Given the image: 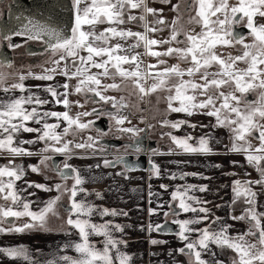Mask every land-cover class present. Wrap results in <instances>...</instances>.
<instances>
[{
  "label": "snow or ice",
  "instance_id": "6c2138e0",
  "mask_svg": "<svg viewBox=\"0 0 264 264\" xmlns=\"http://www.w3.org/2000/svg\"><path fill=\"white\" fill-rule=\"evenodd\" d=\"M160 3L169 5L171 0H160ZM171 10L176 15L168 21L163 16V8L152 7L151 0H71L67 28L62 26L59 13L53 9L47 16H17V26L0 30V42H6L8 49L22 47L14 42V37L23 38L25 43L42 44L47 53L44 63L51 65H39L40 73L32 72L31 68L26 73L0 71V91L6 97L0 98V157L6 159V163L0 165V236L57 230L50 227L51 218L62 220L59 231L72 235L74 230L78 236L60 250L71 249L74 256H54L45 264H131L132 257L121 247H126L127 242L114 235L122 233L124 226L104 219L126 216L127 213L89 200L92 195L96 199H103V196L100 192H89L85 187L89 178L68 161L78 155L76 150H92L96 155L99 145L103 167L123 165L127 171L134 170L129 167L125 155L117 154L112 160L103 156L108 146L100 140L109 133L116 138L127 137L131 143L124 145V153H141L140 134L146 129L126 126L132 122L123 110L130 106L128 98L136 96L137 110L143 111L138 104L159 93L164 95H157V103L166 102V113L214 118L211 127L227 129L229 133L230 146L225 145L227 151L243 156L247 166L259 176L256 180L232 181V200L228 207L232 209L238 202L247 205L241 215L229 214V219L248 224L246 231L235 235L230 234L232 226L224 223L223 218L212 216L206 207L209 201L193 194L209 191L207 185L185 184L171 192V201L167 203L169 210L164 216L175 217L172 223L178 225L174 234L184 246L176 252L186 255L188 264H224L220 259H203L207 254L216 256L212 249L215 246L234 254L231 264H264V212L257 210V193L253 191L255 185L264 188V23L260 22L264 20V0H235L234 3L230 0H180L178 4H171ZM128 25L143 30L133 31ZM238 25L247 29L246 34L236 30ZM165 30L168 31L167 38L159 36ZM249 37L251 42H246ZM225 48H235L237 54L224 55ZM144 56L152 57L155 63L145 64ZM165 57H174L178 63L168 64ZM181 64L187 66L181 67ZM4 68H13L6 58L0 60V69ZM57 76L64 77L63 84H34L31 87L25 84L28 79L51 82ZM9 77H14L10 85L7 83ZM110 91L127 92L128 96L107 95ZM13 92L19 95H12ZM252 94L254 100L248 98ZM72 95L82 96L84 103L70 100ZM50 104L65 110L45 109ZM87 104L100 107L72 115L73 106L83 108ZM104 105H111L115 111H106ZM102 115L109 118V131L96 128V137L89 135L77 141L79 133L95 125L94 120L84 122L82 118ZM50 120L55 122L50 123ZM158 123L173 130H179L183 125L197 127L187 120L165 118ZM147 127L150 129L153 125ZM25 133L36 135L30 140L23 139ZM69 136L72 139H67ZM162 136L169 137L176 149L185 154H214L211 133L199 138L178 137L172 132ZM34 144H43V147L35 152L25 147ZM176 149L170 148L167 154H177ZM152 154L164 153L152 150ZM57 155L65 158L63 162L49 163ZM33 156L40 158L37 164L25 167L16 162L17 158ZM237 163L232 162L233 166ZM149 164L159 177V166L151 160ZM95 167L99 168L101 164ZM45 170L54 173L60 183L48 185L25 180L29 171L43 174ZM189 175L208 179L198 173L186 172L178 177L173 173L169 178L183 180ZM45 179L49 177L45 176ZM18 181H24L27 188L19 187ZM160 187L165 191L168 189L167 185ZM28 188L55 191L57 195L46 201H31L23 195ZM35 195V192L28 193V196ZM149 195H153L151 190ZM65 197L67 205L63 203ZM164 206L158 204L157 207ZM61 210L66 218L61 216ZM188 213L192 214L189 218H179ZM154 214L156 209L149 208V215ZM96 216L101 222L95 221ZM18 220L24 222L17 224ZM164 228L163 224L148 225L149 233ZM93 237L102 238L99 241L102 247L97 246ZM149 242L152 245L165 243L155 239ZM0 255L17 264L20 261L40 264L23 245L0 246Z\"/></svg>",
  "mask_w": 264,
  "mask_h": 264
},
{
  "label": "crops",
  "instance_id": "0c3cea01",
  "mask_svg": "<svg viewBox=\"0 0 264 264\" xmlns=\"http://www.w3.org/2000/svg\"><path fill=\"white\" fill-rule=\"evenodd\" d=\"M64 83V78L62 76H57L54 81L44 82L46 83ZM62 91V89H61ZM41 95H44L41 93ZM55 104L46 105L45 109L56 110ZM59 112L64 111L61 107ZM177 120H187L191 124L197 125L195 129L188 127L187 125H183L179 130H175L173 132L174 135L178 137H183L186 135H191L195 138H199L206 133H211L213 140L211 141V146L214 149V154L204 156L202 160V165L197 166L196 168L192 165V162L188 165H184L180 161L169 162L165 158H159L156 161V164L161 169L159 177L150 180L147 179L146 172H133L131 173V179L128 183L120 182L111 174V171L108 170H98L92 163L91 160H72V164L74 167L80 169L83 175L89 178V182L85 184V187L89 192L95 193L100 192L103 196V199H96L94 195L89 196L88 199L93 201L95 204L100 205L102 207H107L110 209L122 210L127 213L126 216H118V217H105V220H113L114 223L120 224L124 226V231L114 233V235L123 239L127 242V246L123 245L122 250L129 254L132 257L131 264H184L182 257L177 253L176 254V246L173 243V238L170 236H163L162 241H170L169 248L165 246V243L152 245L150 244V240L152 237L148 238V225L151 221L156 222L155 216L161 217L167 207L168 199L170 198L171 192L176 190V188L185 185H207L209 191L201 193L199 191L194 192L198 198L202 200L209 201L206 205L212 213L213 217H221L223 218V222L231 225L230 231L233 233L236 232L237 229L243 230L244 227L240 221H235L229 219V214L239 216L240 212L238 209L232 208L230 209L228 205L232 200V189L231 184L233 180L240 179H259L258 174L250 167L247 166L244 157L239 154L230 153L227 151L225 145L230 146L229 135L223 128H212L211 125L215 123L214 118L208 117L205 115H193L188 117L186 115L182 117H177ZM54 120H50L52 123ZM200 125H208L209 127H200ZM33 127H37V125H31ZM35 133H25L23 134V139H33L35 137ZM190 143H195V141H190ZM26 148H29L31 151H38L42 145L34 144V145H25ZM238 162L236 166H233L232 162ZM29 161L27 165H30ZM213 165H220V167H214ZM91 166V170H89ZM198 173L202 176L208 177V179H200L197 176L189 175L185 177L183 180L176 178L170 179L169 177L175 173L177 177L180 173ZM248 173L249 175H245ZM234 174V175H233ZM94 178V179H92ZM33 179V177H30ZM147 179V180H146ZM39 179L34 178L33 182L42 183L38 181ZM43 181V180H41ZM43 183L52 185L55 183H60V181H55L52 177L49 179H44ZM70 185V184H69ZM161 185H167L168 189L165 191L161 188ZM149 186L151 188L149 189ZM27 188V185L25 186ZM253 188H261L259 185H255ZM33 188H28L29 192H35L32 190ZM153 195H149V191ZM57 193L55 191L52 192H42L38 198L33 196L32 201H46L51 197L56 196ZM151 201V202H150ZM64 204H67V197H65ZM158 204L165 205L163 208H158ZM219 205L220 207H216ZM244 203L240 205L243 209ZM36 205H34L35 207ZM149 208L156 209V214L149 215ZM192 214H184L183 218H189ZM62 217L66 218L65 214L61 213ZM157 217V222L155 224L160 223V218ZM97 223L101 222L100 217H94ZM51 223V227L57 234L54 236L49 235H38L33 237L30 242L29 249L32 255L37 257L40 261V264H45V261L53 258L54 256H59L63 254L67 255H75V253L71 249H65L61 252V248L64 244L69 241L76 240L77 235L73 230L72 235H68L63 231H59V226L62 223V220L51 218L49 220ZM152 224V223H151ZM204 225H199V227H203ZM215 227V225H213ZM141 228L144 230L141 231ZM148 234V235H147ZM231 234V233H230ZM195 238V237H193ZM102 238L93 237V240L97 241V246L102 247L99 244V241ZM166 245H168L166 243ZM161 248L169 251V256L166 254L164 257L160 256L157 258L156 253ZM172 249L174 251H172ZM213 251L216 253L214 247L212 246ZM171 253V255H170ZM153 259H152V255ZM206 259L217 258V254L213 257L211 254L204 255ZM6 264H17L15 262H8ZM20 264V263H19Z\"/></svg>",
  "mask_w": 264,
  "mask_h": 264
},
{
  "label": "flooded vegetation",
  "instance_id": "af4514ba",
  "mask_svg": "<svg viewBox=\"0 0 264 264\" xmlns=\"http://www.w3.org/2000/svg\"><path fill=\"white\" fill-rule=\"evenodd\" d=\"M158 2H160V0H158ZM230 2L234 3L235 0H230ZM10 3H11V0H0V4L2 6V9H1L2 13L0 16V20L3 18L4 13L6 11H8V5ZM178 3H180V0H175V4H178ZM261 21H262V23H264V20H261ZM237 29H246V28H244L243 25H238ZM13 40L15 43L21 44L22 47L15 49V50H11V49L7 48L6 42H0V51H1L3 46H6L7 50L9 51V53H8L9 55L5 58L7 59V61H9L13 64V68H4V70H8L9 72H16V71L19 72V71L29 70V68H36L37 69V67H39V65L45 66L44 61L47 59V53L44 52L42 44H40L39 42H35V41H29V42L25 43L24 39L21 37H14ZM21 41H23V42H21ZM5 58L4 57L0 58V60L5 59ZM95 106L100 107V105H95ZM104 109L106 111H115L114 109L111 108V105H104ZM143 110H144V108H143ZM123 114L126 115L125 113H123ZM127 114H128V118L131 119L132 122L137 121L136 125L131 124V126H136L138 128L146 129V131L144 133L140 134L141 146H145L147 142H155L156 148L154 150H158L159 144H158L157 140L153 137V131L147 127L148 125H144L143 127L140 125L139 113H127ZM93 117H94L93 120L95 121V124L96 123L98 124V122L103 121V120L107 121L106 131H104V132L109 131V128L111 127V123H110L107 115H102L100 117H96V116H93ZM103 128H105V127H103ZM90 129L95 131V129H96L95 125L93 126V128H90ZM170 142L171 141L167 142V145H169ZM100 143L108 146V151L106 153H104L103 156H106L107 159L112 160L113 157L117 154L125 155L126 161H127L129 166H131L133 162L137 161L142 156H144L146 158L147 167L148 166L150 167V164H149L150 160L156 164V161L159 158H162V156H160V155H153L152 151L143 152V150L139 154L133 153L131 151H129L127 154H125L124 153V145L130 144L131 141L128 140L127 137L116 138V136L111 134V133H109V135H107V136L102 137L100 140ZM41 145L43 147V144H41ZM98 149H99V146L97 148L96 155H93L91 152H89V150L88 151L83 150L84 152L79 150V151H77L78 155L74 156L71 160L68 161V163L73 165L72 160H91L94 166H96L97 164H101V167L97 168L98 170L102 169V170L113 171V173H112L113 176H115V178L117 180H119L120 182H123V183H128L130 181L131 173H133V172H146L147 173V179H150V180L155 179V178H151V173H150L152 171L151 168H149V169L147 168L145 171H132V170L127 171V170H125L123 165H116L115 167H111V168L103 167L102 166V158L103 157L99 153ZM175 156H176V158H174V159L180 158V160H181L180 162L183 163L184 165H188L189 163L192 162V165H194L195 168L197 166L202 165V163H203L202 160L204 158V156H201V155H195V154L190 155V154H185L183 152L177 153V155H175ZM59 157L62 158V161L58 162V164L62 163L63 160L65 159L63 156H54L53 160L55 158H59ZM0 158H2V162H1L2 164L6 163V159L4 157H0ZM166 159H170V156L166 157ZM53 160L50 161V163H53ZM16 162L20 164V163H22V160H20V158H17ZM38 162L39 161L37 159V160L33 161L31 164H37ZM118 172L122 173V175H117L116 173H118ZM50 174L51 175H49L48 173L47 174L43 173L40 175H38V174L35 175L33 173L28 172L26 177H25V180L34 181V178H36V179H39V180L41 179L44 181L45 177L43 175H49V177L51 176L55 181H57V182L60 181L58 179V177L55 176L54 173L50 172ZM30 177H33V179H30ZM41 180L39 182L43 183V181H41ZM68 183L71 184V181H69ZM17 184L21 188H25V186H26L24 181H18ZM32 190H35V193H36L35 196L37 198L43 192V191L36 189V188H33ZM23 195L26 196L28 200L32 201L33 196H28V189H27V192L23 193ZM170 201H171V194H170V198L168 199V202H170ZM241 204H242V202H238L233 207V208L239 210L240 215L243 213L244 209L247 207V205L244 204L243 209H242L240 207ZM65 205H67V204H65ZM168 210H169L168 207H166L165 211H168ZM61 213L64 214L62 210H61ZM183 216H184V214H181V216L179 218L184 219ZM174 218L175 217H172V216H169L166 218L164 216V213H163L160 217L161 220L159 223V224H163V225L164 224H171L173 226V227H171L173 233H171V234H168V233L167 234H160L157 231H152L151 233H152V235L155 234L156 236L159 235V236H170V237H172L173 243H175L176 248L179 249V248H182L184 246V244L174 234L176 231H178V225H175L172 223V220ZM240 222L243 225L244 229L248 228V224H246L243 221H240ZM16 223L20 224L23 222H21V220H18V221H16ZM49 224L51 227L52 224L51 223H49ZM55 234H57L55 231H50V232L31 231V232H25L22 234L3 235V236H0V246H21V245H23L24 247L29 249V245H30V242L33 239V237L38 236V235H49V236L53 235L54 236ZM77 239L78 238H76V240ZM155 240H158V239H155ZM159 241H162V240H159ZM213 247H214L216 254H217V258H215V259L223 260L224 264H231V258L234 254L231 253L230 250L221 251L220 249L215 248V246H213ZM176 254H177V252H176ZM179 255H180V257H182L184 264H188V257L186 255H183V254H179ZM33 259L38 260L37 257H35L34 255H33ZM203 259L209 260V261H214L213 259H206L204 256H203ZM8 262L17 263L16 261H12L9 258H6V257L0 255V264H6ZM19 263L23 264L22 261H20Z\"/></svg>",
  "mask_w": 264,
  "mask_h": 264
},
{
  "label": "rangeland",
  "instance_id": "374dc122",
  "mask_svg": "<svg viewBox=\"0 0 264 264\" xmlns=\"http://www.w3.org/2000/svg\"><path fill=\"white\" fill-rule=\"evenodd\" d=\"M171 4H175V0H171ZM171 4L163 5L162 3L158 2V0H151V6L152 7H155L157 9L163 8V10H164L163 11V16L168 21H171L176 15V13L171 10ZM1 9H2V6L0 4V16H1V13H2ZM260 22H262V21H260ZM128 27H131L133 31H142L143 30L142 28L136 27L134 25H128ZM196 31H199V27H196ZM159 36H161L163 38H167L168 31L165 30V31L159 33ZM246 42H251V38L249 37ZM164 47L166 48L167 45H165ZM137 51H143V49H138ZM229 53H231L233 55L237 54L235 48H225V49H223V54L224 55H227ZM164 59L167 60L168 64H176V63H178L177 59H175L174 57H165ZM143 60H144L145 64L155 63V60L152 57H150V56H144ZM186 66L187 65H185V64H181V67H186ZM241 66H243V65H241ZM43 67H51V65L45 64V66H43ZM0 71L9 72L8 70H4V69H0ZM27 71L28 70L19 71V72L26 73ZM31 71L34 72V73H40L42 71V68L41 67H37V69L36 68H31ZM9 73H11V72H9ZM13 82H14V77H9V79L7 80V83L10 85ZM106 82H110V81H106ZM43 83H44L43 81H36V80H33V79H28V80L25 81V84L27 86H29V87H31L34 84H43ZM72 83L75 84V81H72ZM11 94L12 95H19L18 92H13ZM43 94H44V96L47 95L45 93H43ZM107 95L116 96V97L124 95V96L127 97L128 93L127 92H123L122 93V92L110 91V92L107 93ZM157 95H164V94L163 93H159V94H154V95H152L150 97H146L143 102H140L138 104V107L140 109L144 108L143 111H138L137 110V107H136V105L138 103L137 102V97L136 96L129 97L128 98V102H129L130 106H129V108L124 109L123 113H125L127 116H128L127 113H139V115H140V125L142 127L144 125H153V127H151L150 129L153 131V137L157 140V142L159 144L158 151L160 153H164V154H162L160 156H162L165 159H166V157L170 156V159H167L169 162L181 161L180 158L174 159V158H176L175 155H177V154H174V155L167 154L169 152L170 148L176 149V146L174 144H172V142H170L169 145H167V142H169L171 140L167 136H162V134L165 133V132H172L173 133L175 130H173L171 128H167V127H161V125L158 123V121L163 120L165 118H167L168 120H171V121H175V120H177V117H179V116L182 117L185 114H183V113H166L165 112V109H166V106H167L166 102L161 100L159 103H157ZM251 96H252L253 99H255V95L254 94H252ZM0 98H6L5 94L2 91H0ZM69 98L72 101L79 100L81 104L84 103V98L82 96H80V95H72ZM61 107L62 106H57L56 110H59ZM93 107H96V106L93 105V104H89V105L87 104L83 108L73 106L72 109H71V112H72V115H75L77 112L91 111V109ZM63 110H65V109L63 108ZM82 119H83L84 122H87L88 120H93L94 117L93 116H88V117H83ZM142 119H143V122H141ZM52 122H55V121H52ZM131 122H132V120H131ZM136 123H137V121H133L131 124L132 125H136ZM126 126H131V125H126ZM225 131L228 133L227 129H225ZM89 135H91L93 137H96L97 136V132L94 131V130H91V129L85 130L84 132H81V133L78 134L77 141H81L83 139H86L87 136H89ZM228 135H229V133H228ZM67 139H72V137L69 136V137H67ZM253 143H256V141H253ZM98 146L99 145H97L96 148H98ZM76 151H79V150H76ZM81 151H83V150H81ZM89 152L92 153V150H89ZM176 152L180 153L182 151L179 150V149H176ZM57 156H59V155H57ZM37 159L39 161L40 158L37 157V156L23 157V158H20V160H22V163H20V164L26 167L28 161H29V163H32L33 161H35ZM1 162H2V158H0V165H2ZM50 172L51 171H47V170L44 171L45 174L48 173L49 175H51ZM30 173H32V172H30ZM110 173L112 174L113 171H111ZM33 174L37 175L36 173H33ZM38 175H40V174H38ZM49 175H43V176L44 177L45 176L49 177ZM253 191H255L257 193L256 199H257V202H258V205H259L257 210L260 211V212H264V189L262 190L260 188H253ZM158 215L155 216L156 222H157ZM158 218H160V217H158ZM21 222H24V221L21 220ZM156 222L155 221H151L152 224H154ZM246 230L247 229H244V230L237 229L235 233H233L232 231H230V233L232 235H235L238 232H244ZM148 234H147L148 238L149 237H152V239H161V237L163 238V236H159V235L156 236L155 234L152 235V233H149V231H148ZM166 243L168 245H166ZM169 245H170V241L166 240L164 247H167V249H168ZM164 249L165 248H163V250H161V248H160L157 251V253H156L157 258H160V256L164 257L166 254L169 256V251L168 250H166V252L163 253ZM172 251H174V250L172 249ZM152 259H153V255H152Z\"/></svg>",
  "mask_w": 264,
  "mask_h": 264
},
{
  "label": "water",
  "instance_id": "95a60500",
  "mask_svg": "<svg viewBox=\"0 0 264 264\" xmlns=\"http://www.w3.org/2000/svg\"><path fill=\"white\" fill-rule=\"evenodd\" d=\"M70 0H11V3L8 5V11L4 13L3 18L0 20V30H4L6 28H13L18 25L19 21H17V16H47L49 12L53 9L59 13V19L62 23V26L67 28L70 23L69 17V6ZM238 32L242 34H246V29H236ZM23 42V41H21ZM6 46H3L0 51V58H5L9 54ZM251 100H254L250 95L248 97ZM99 125V126H98ZM105 128H103V127ZM107 121H100L98 124H95V128L100 129L101 131H106ZM103 128V129H102ZM156 148L155 142H147L145 146H142L143 152L152 151ZM62 161V158H55L53 163H57ZM134 170L132 171H145L147 168L146 158L142 156L137 161L133 162L131 166ZM164 230L158 232L160 234H171L173 233L171 224H164ZM170 230H169V229Z\"/></svg>",
  "mask_w": 264,
  "mask_h": 264
},
{
  "label": "trees",
  "instance_id": "16d2710c",
  "mask_svg": "<svg viewBox=\"0 0 264 264\" xmlns=\"http://www.w3.org/2000/svg\"><path fill=\"white\" fill-rule=\"evenodd\" d=\"M150 173H151V178H157V175L153 171H151Z\"/></svg>",
  "mask_w": 264,
  "mask_h": 264
}]
</instances>
